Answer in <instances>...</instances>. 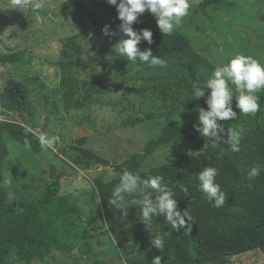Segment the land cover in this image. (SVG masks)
I'll list each match as a JSON object with an SVG mask.
<instances>
[{
    "label": "trees",
    "instance_id": "1",
    "mask_svg": "<svg viewBox=\"0 0 264 264\" xmlns=\"http://www.w3.org/2000/svg\"><path fill=\"white\" fill-rule=\"evenodd\" d=\"M232 5L228 0H200L196 9L206 12L208 9L219 10ZM59 9L73 20L76 27L82 29L84 42L89 35L103 34L105 26L115 34L108 37L114 49L116 43L129 38L121 29L116 7L106 0H92L89 6L80 0H64ZM260 19L264 23V14ZM133 28L137 31L147 28L153 32L155 43L149 45L141 41L138 47L141 51L151 48L153 55L164 61V66L153 67L140 60L132 62L117 52L113 54L114 62L125 74L126 81H140L142 84L141 88L124 86L137 96V100L129 103V107H137L144 113L133 122L168 121L161 126L157 135L145 141L142 151L132 153L114 165L117 173L115 177L109 180L93 178L92 197L99 198L101 217L108 232L114 235L139 232L134 245L125 253L127 264H153L158 255L163 258L162 264H225L230 257L245 251L259 249L264 253V91L257 94L260 109L249 126H240L241 115H237L234 120L220 122L225 129H243L241 151L232 152L230 146L223 142L214 145L196 129L188 131L170 121L169 117L179 109L177 103L186 105L180 101L184 90L194 95V83L199 82L202 86L212 77L217 68L215 63L201 55L179 30L176 29L170 36L163 35L151 12L144 13ZM84 55L85 43L76 41L73 35L63 41L59 58L47 61L61 70L60 86L66 109L86 108L95 102L94 93L98 87L88 72H84L91 61L84 60ZM30 57L25 49L9 51L0 54V65L30 61ZM147 92L158 95L163 102H170L158 105L153 98L147 97ZM210 93V89L206 90L205 96L198 99L196 107L208 110L206 101ZM45 101V106L52 112V102L48 98ZM29 127L36 132L33 102L24 84L9 77L0 88V264L42 259L50 252L66 247L68 243L64 238L72 237L66 226L71 225L69 218L78 211L68 196L58 192V182L63 173L54 163L49 167V197L8 199L2 185L1 171L9 154V140L17 141L32 153L57 155L51 149L43 151L37 136L26 131ZM221 135L227 139L226 132ZM25 140L31 142L30 148ZM179 141L187 142L198 152L193 155L181 153L172 161L149 169L142 168L148 154ZM84 143L85 138H77L71 144V149L76 151L69 158L70 162L61 159L67 167L76 170L75 167L83 169L93 163H109L84 147ZM257 164L260 165V175L250 180L248 173ZM207 166L218 169L216 183L228 194L222 208L214 207V201L210 202L200 189L198 174ZM126 168L138 173L143 179L162 176L163 183L175 193L178 209L181 212L189 209L192 233L186 234L183 228L175 230L163 215L153 216L151 225H144L139 206H129L126 217L118 209L110 207L108 202ZM183 188H187V193ZM133 198L128 197V200ZM157 234L165 237L162 251L151 243V238ZM91 264L106 263L94 259Z\"/></svg>",
    "mask_w": 264,
    "mask_h": 264
},
{
    "label": "rangeland",
    "instance_id": "2",
    "mask_svg": "<svg viewBox=\"0 0 264 264\" xmlns=\"http://www.w3.org/2000/svg\"><path fill=\"white\" fill-rule=\"evenodd\" d=\"M62 1L46 0V6L36 11L31 7L12 9L9 8L10 0H0V54L25 49L31 56L30 61L0 65V88L9 77L24 84L36 111L35 131H45L50 138H55L54 152L57 154L32 153L17 141L9 140V154L1 171L3 188L8 199L47 198L51 181L49 167L54 163L63 173L58 192L68 196L78 208L69 218L71 225L66 226L72 233V237L64 238L68 243L66 247L54 250L42 259L14 264H91L94 259L106 264H127L125 253L134 245L139 232L117 235L108 232L101 217L99 198L92 197V180L95 177L103 180L115 177L114 165L130 154L142 151L145 141L157 135L168 120L133 122L144 113L137 107H129L137 96L124 86L141 88L142 84L140 81H126L125 74L114 62L116 51L107 36L92 34L84 42L82 29L60 11ZM80 1L89 6L92 0ZM199 1L190 0L189 15L177 28L191 45L216 67L229 65L237 54L251 56L264 66V23L260 19L264 14V0H228L232 6L206 12L197 11ZM73 35L76 41L85 43L83 58L91 61L84 72L95 80L98 90L94 93L95 102L89 107L66 109L60 86L61 70L47 61L59 58L63 41ZM229 86L234 93L232 108L241 115L240 126H249L255 115H244L239 111L235 85ZM147 97L153 98L158 105L170 102H163L151 92H147ZM45 98L52 102V112L45 106ZM180 101L186 105L177 103L179 109L169 119L192 131L199 121L198 99L184 90ZM45 109L47 122L44 121ZM77 138H85L83 146L109 163H93L83 169L75 167L76 170L67 167L64 161L70 162L69 158L75 154L76 150L70 146ZM197 152L198 149L187 142L179 141L148 154L142 168L172 161L181 153L193 155ZM225 264H264V253L259 249L245 251L230 257Z\"/></svg>",
    "mask_w": 264,
    "mask_h": 264
},
{
    "label": "clouds",
    "instance_id": "3",
    "mask_svg": "<svg viewBox=\"0 0 264 264\" xmlns=\"http://www.w3.org/2000/svg\"><path fill=\"white\" fill-rule=\"evenodd\" d=\"M106 2L116 7L121 29L129 37L116 43L115 51L132 62L140 60L153 67L164 66V61L154 56L151 48L141 51L138 47L141 41H146L149 45L154 44L153 32L147 28L137 31L133 25L140 22V17L144 13L151 12L157 20L161 33L170 36L182 26L184 18L189 15L190 0H106ZM45 6L46 0H10L9 8L26 10L31 7L39 11ZM103 34L107 37L115 35L109 31L108 26L104 27ZM229 81L235 85L238 93L235 98L239 111L244 115H255L259 111L257 94L264 91V66L251 56L237 54L231 59L229 65L217 67L205 84L201 86L199 82L194 83L195 99L204 97L206 90H211L206 101L208 110L203 108L199 110V124L194 127L214 145L221 142L227 143L232 152H240L243 129H225L220 123L237 118V112L232 108L234 93L229 86ZM26 131L37 136L43 151L47 152L49 149L55 151L56 140L54 137L50 138L47 132L42 130L34 132L31 127ZM225 132L227 139L221 135ZM25 144L30 148L29 140H25ZM217 175V168L207 166L198 174V179L200 189L207 199L210 202L214 201V207L222 208L226 204L228 194L223 192L220 185L216 183ZM259 175L260 165L257 164L248 173V178L251 180ZM183 191L187 193V188H183ZM128 197L135 198L128 200ZM174 197V191L163 183L162 176H149L143 179L138 173H133L126 168L108 204L118 209L125 217L129 206H139L142 209L144 225L150 226L153 216L163 215L175 230L179 231L183 228L186 234H191L193 224L190 211L187 208L181 212ZM151 243L156 249L162 251L165 245L164 235L157 234L151 238ZM162 259L161 256H156L153 264H162Z\"/></svg>",
    "mask_w": 264,
    "mask_h": 264
},
{
    "label": "water",
    "instance_id": "4",
    "mask_svg": "<svg viewBox=\"0 0 264 264\" xmlns=\"http://www.w3.org/2000/svg\"><path fill=\"white\" fill-rule=\"evenodd\" d=\"M44 121H45V122L48 121V117H47V109H45V119H44ZM45 129H46V127L43 128V130H45Z\"/></svg>",
    "mask_w": 264,
    "mask_h": 264
}]
</instances>
